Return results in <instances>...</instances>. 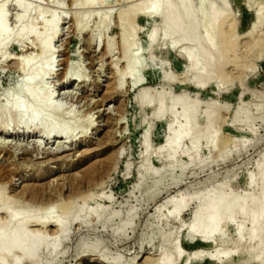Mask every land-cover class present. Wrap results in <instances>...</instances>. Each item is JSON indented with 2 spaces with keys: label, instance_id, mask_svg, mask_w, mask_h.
I'll return each instance as SVG.
<instances>
[{
  "label": "rangeland",
  "instance_id": "1",
  "mask_svg": "<svg viewBox=\"0 0 264 264\" xmlns=\"http://www.w3.org/2000/svg\"><path fill=\"white\" fill-rule=\"evenodd\" d=\"M81 1L0 0L14 34L32 26L38 37L42 22L53 19L57 24L52 56L40 58L36 37L28 35L8 44L5 59L0 57V204H7L9 216L30 211L32 218L43 219L50 207L54 220L79 217L63 239L54 228L25 227L26 235L44 237L47 246L59 241L52 253L47 246L38 248L37 264H159L166 256L174 264H217L206 257L190 262L188 256L201 251L212 256L235 246L238 252L220 264H256L252 258L264 243V225L253 241L247 232L251 224L242 215L209 240L189 235V229L197 224L194 214L204 211L207 197L226 193L245 202L264 195L258 170L264 168V0L215 4L218 10L227 5L222 27L227 40L215 36L213 52L205 48L216 66L204 86L205 62L194 46L202 28L193 41L165 39L161 28L152 40V31L161 26L160 14L129 17L146 0H106L92 7ZM204 1L190 0L194 8ZM18 4L30 8L20 26ZM28 58L35 60L34 74L52 61L54 77L46 80L43 96L55 94L59 113L46 114L55 127L72 130L76 150H62L65 139L49 140L39 126L27 131L17 117L2 112L26 80L16 63ZM69 71L80 80L67 82ZM134 80L140 83L134 85ZM141 89L150 95L145 103L137 100ZM161 102L166 114L158 118ZM181 104L198 113L213 105L212 124L198 114L190 130L194 138L208 134L209 141L176 142L177 130L186 122ZM169 156L171 169L161 174ZM251 176L256 185L247 188ZM198 195L202 198L196 199ZM171 199L188 203L173 214V206L166 204ZM66 206L72 215H65ZM8 215L0 211V228L8 223L14 227ZM0 260L10 264L5 256ZM21 262L36 264L27 258Z\"/></svg>",
  "mask_w": 264,
  "mask_h": 264
},
{
  "label": "bare ground",
  "instance_id": "2",
  "mask_svg": "<svg viewBox=\"0 0 264 264\" xmlns=\"http://www.w3.org/2000/svg\"><path fill=\"white\" fill-rule=\"evenodd\" d=\"M105 1L106 0H83L79 4L85 5L86 7H92V6H96L97 5L96 3L105 4ZM170 1L174 2V5L171 3L173 5L171 7L167 6V4ZM219 1L220 0H208V1L206 0V2L205 1L201 2V5L198 8H194L190 0H146V1H142V3H140L133 11H131L129 13L130 16L129 14L127 15L130 18H133L137 14L150 17L156 13H159L162 18L161 26L158 28H154V30L152 31V34L150 37L152 40L155 39V35L158 33L157 32L158 29L161 28L164 31L165 39L174 38L175 43H177L178 41L180 42L184 39H185L184 41H186L187 39H190V38H192V41H193L194 34L196 36V31L200 30L199 28H202L203 33L201 36L199 35L200 38L195 39L194 46L196 47L195 49L197 51L196 53L199 52L201 54L202 62H205V74H204L205 80L204 82L200 83V85L204 86L207 83V81L210 80V77L216 66L212 58H210L205 52V48L213 52V46L215 45L214 43L215 36L216 38H223L221 37L223 35L224 39L226 38L227 40V36L223 30L224 27L226 28V26H224L223 24V21L227 17V7H226L227 5L226 6L223 5L222 9L218 10V8L217 9L215 8V4L218 3ZM22 4H18L15 6L16 9H18V11L21 12V15L19 16V18H17L18 20L16 21L18 25L19 23H22L25 20L28 13L30 12V8H27L23 6ZM4 11H5L4 9L0 10V54H1L0 57H4L3 59H5L3 50L8 46V44L13 42L15 39L24 38L28 35L30 36L33 35V37H36L34 36L35 29L32 26H27V27H24L23 29L21 28L18 34H14L7 27L6 16L4 15L5 13ZM261 12L262 11L259 12V15ZM120 17L123 20L127 16H123V17L120 16ZM124 20L127 21L126 19ZM260 22H261V17L259 16V23ZM42 23H43L42 36L40 35L35 38L37 41L36 46H38L40 50V54H39L40 58L48 56V55L52 56L54 51L52 50L51 43H53L52 40L56 38V35H57V31H55L57 28V24H55V21L53 19H51L50 21H44ZM222 30H223V33H222ZM255 30L256 28L253 29L250 33L252 34ZM124 33L125 32L123 31L122 36L124 39H126L125 34L126 35L128 34L127 33L124 34ZM224 39H221V41ZM125 42L128 43V41H125ZM217 45L215 47H217ZM233 45H236L235 42ZM234 47L235 46L231 48L234 50ZM194 55H195V52H194ZM189 57L193 59L192 54H190ZM125 58L127 59L128 63L131 62L130 56L126 55ZM16 64L18 65L21 72L24 73L26 80L22 84L19 85V87L14 92L13 97L15 98L12 99L6 107H4L2 112L6 114H12L15 117H17L19 124L24 125L27 128V131H31V130L35 131L36 127L38 128L39 126L41 129L39 130L40 133H44L45 136L49 140L50 138H55V137H61L65 139L64 145L61 146L62 148L59 147L62 150L68 149V148H70L69 150H72V149L76 150L78 141L72 140V136H70L71 132H69L71 129L67 128V125L65 128L55 127L54 124L52 125L50 123L51 122L50 116L46 114V112L50 113L49 111H51V113L52 111H58L59 113V106L54 102L55 94L51 93V94H48L47 96H43V92L45 91L46 80L54 75L53 69L51 68V65H53L52 61H50L47 66L44 65L46 68H42L43 70L40 71L39 74L31 73L32 72L31 70L35 66V60L33 59L28 58V60H24V61L18 60ZM65 79L67 80V82L68 81L77 82L80 80V76L78 73L69 71L65 75ZM120 80H122V77L120 78ZM139 83L140 81L138 80L133 81L134 85H138ZM196 83L199 84L198 81H196ZM159 94L161 96V94L163 93L160 92ZM21 96L24 97V100H22V98L20 99ZM148 96L150 95L147 93V91L145 89H141L137 94V100L141 101L142 103H145L148 100ZM178 102L179 101H177V103ZM177 103H175L174 106L177 105ZM160 105L161 106H160L159 111L155 114V116H157L158 118H162L166 114V110L163 108L162 102L160 103ZM182 109H183V114L186 118V122L183 126H180L179 130H177L176 142L179 143L183 139H187V138H191V141L193 140L209 141L210 138L208 134H206L205 132H204L205 135L200 136L198 138H194L195 135L191 136L190 130L193 127L192 121L195 117H197L198 114L200 116H206L207 118H209L207 120L208 121L210 120V124H212L211 118H212L213 112L215 111V109L213 108V105L205 107V109H203V111L199 113L194 110L188 109L187 107L183 105H182ZM171 111L173 113V109ZM238 112H239V108L235 110L236 115H238ZM3 123H4V126L8 128V123L7 122H3ZM61 125L62 127H64L65 124L61 123ZM208 127L210 128V126ZM87 138H88V141H90L92 137L86 136L85 139ZM170 141L171 140L168 139L167 144L170 143ZM162 152H163V148H161L158 151L159 154H161ZM190 159H193V158H190ZM166 160L168 161L169 166L166 167L164 170L160 171L161 174L171 169V165L173 164V156L166 157ZM258 170H260V174L262 176L260 187L264 189V168L261 169L260 167ZM253 178L254 177L252 176L249 178L247 182V188L249 186H254L253 184H255L254 181H256V179L253 180ZM257 178H259V174ZM258 183L259 182H257V184ZM212 194L213 193L209 195L212 196ZM224 194L226 193H223V195H219L217 197L212 196L213 198L207 197L206 201L204 199V202L207 203L206 208H203L204 209L203 212H199L200 209L197 212H195L194 222H196L197 224L194 223L195 226H193L192 228L190 227L191 229H189V233H190L189 235L198 236L202 240L212 239L213 237H216L221 234L222 228L225 224H227L230 221H233L237 215H242L243 218L247 219L251 224L249 225L250 229L247 232L249 233L248 235L250 237V240L253 241L258 234V228L264 225V195L258 201L255 200V198H253V195H252V197H250L248 200L247 198L246 200L244 199L245 202H241V199L239 200L240 202L239 201L237 202L236 200H238V197H235L237 199L234 200V198L232 197L233 194L231 197H229L230 194H228V196ZM201 198L202 196L198 195L196 199H201ZM187 203L185 200H181V199L172 200L171 199V201H169L166 204L173 206L174 208L173 214H175L176 212H178L179 209L185 208L187 206ZM6 205H7L6 203L0 204V211L8 215L9 213H8ZM48 208L49 209L45 211V217L43 219H39V218L37 219V217L36 219L32 218V216L30 215V211H28L29 213L23 212L24 214H22L21 216L20 215L17 216L16 214L15 215L11 214L10 216L8 215L10 217L11 223L14 224V227L11 229L10 228L11 226L9 225L10 223H8L7 226L0 228V257L1 256L7 257L10 261V264H21L22 263L21 261L24 260L25 258H27V260H30L32 262H36L37 264L39 262L36 259V254H37L36 252L39 247L41 246L46 247L47 242L44 237H32V236L30 237L28 234L27 236L25 227L28 225H35L37 227H40V229L54 228L57 231V234L59 235V237L63 239L69 232L71 224L78 223V219H79L78 214L73 216L71 214V211L67 209L69 208L67 206L65 208L66 209L65 215L66 214H69V216L72 215L70 216V219L67 221H60V220L52 219L51 217L52 209L50 207ZM48 219H51V220L47 221ZM261 230L262 229L259 230V233L260 232L262 233ZM237 232H238V235L241 234L242 230L240 226H238ZM58 242L59 241H55L53 245L49 244L50 246L49 245L47 246L48 250L51 253L53 251H56L58 247ZM256 248L259 249V254H257L256 256L254 255L252 259L253 260L255 259L257 261L256 264H263L264 243L261 242L259 246ZM174 250L176 251L175 253L179 257L181 255L180 249L178 247H175ZM203 252L201 251V252L190 254L188 256V261L192 262L194 260L199 259L200 257H206L209 261L215 262L217 264L218 263L220 264V262L225 263L233 255H235L238 252V248L237 246H235L232 249V251L218 250L212 256H209ZM169 256L168 258H170ZM166 258L161 257L158 260L159 264H174L173 260L166 259ZM0 264H4L2 260H0Z\"/></svg>",
  "mask_w": 264,
  "mask_h": 264
}]
</instances>
